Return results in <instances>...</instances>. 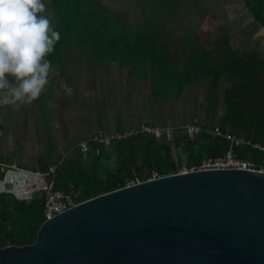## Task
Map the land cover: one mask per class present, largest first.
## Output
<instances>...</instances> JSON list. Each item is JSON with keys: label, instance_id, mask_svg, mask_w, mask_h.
<instances>
[{"label": "water", "instance_id": "obj_1", "mask_svg": "<svg viewBox=\"0 0 264 264\" xmlns=\"http://www.w3.org/2000/svg\"><path fill=\"white\" fill-rule=\"evenodd\" d=\"M0 264H264V170L187 169L93 195Z\"/></svg>", "mask_w": 264, "mask_h": 264}, {"label": "crops", "instance_id": "obj_2", "mask_svg": "<svg viewBox=\"0 0 264 264\" xmlns=\"http://www.w3.org/2000/svg\"><path fill=\"white\" fill-rule=\"evenodd\" d=\"M44 4L47 10V1ZM242 8L240 0L232 10L242 12ZM232 13L199 19L196 29L203 34H195L196 46L188 50L180 41L159 43L156 48V39L155 50L141 48L138 43L146 33L131 29L134 22L125 27L123 19L117 22L119 30L107 34L114 42L105 40V49H97L91 41L76 42L75 36H70L63 48L45 57L52 69L40 97L31 104L0 106V163L14 160L23 168L40 169L44 162L59 158L99 129L117 130L140 123L173 122L178 126L193 112L173 107L178 100L184 99L185 104L194 88H200L204 97L200 122L211 116L217 119L224 109L220 96L210 111L202 80L186 83L181 93L171 74L181 70L195 51L207 49L209 59L216 58L224 34L237 54L248 56L255 51L264 65V25L246 8L239 15ZM262 75L264 78V69Z\"/></svg>", "mask_w": 264, "mask_h": 264}, {"label": "trees", "instance_id": "obj_3", "mask_svg": "<svg viewBox=\"0 0 264 264\" xmlns=\"http://www.w3.org/2000/svg\"><path fill=\"white\" fill-rule=\"evenodd\" d=\"M241 1L249 14L264 25V0ZM47 6L53 12L52 27L60 33V40L50 54L63 48L70 36H75L76 42L91 41L97 49L106 48L105 40L114 42L107 35L114 29L100 20L106 12L96 0H47ZM146 35L142 33L140 38ZM155 39L148 36L138 44L155 50ZM220 44L216 58L209 59L207 49L195 51L181 70L171 74L176 77L179 91L190 81L202 80L210 111L220 96L224 109L217 119L211 116L212 119L198 123L201 129L192 137L174 127L171 142L162 134L137 133L109 145H99L98 152L89 146L83 153L75 145L59 156L62 159L52 175L54 188L69 193L78 202L128 183L196 167L202 157L220 155L228 147L225 138L207 133L204 130L207 127L217 126L222 132L264 145L263 59L255 51L248 56L237 54L229 47L225 34ZM234 150L238 156H249L254 167H264V149L237 145ZM110 155L113 160L108 166L104 159ZM42 204L40 192L27 200L0 193V246L32 242L44 219Z\"/></svg>", "mask_w": 264, "mask_h": 264}, {"label": "clouds", "instance_id": "obj_4", "mask_svg": "<svg viewBox=\"0 0 264 264\" xmlns=\"http://www.w3.org/2000/svg\"><path fill=\"white\" fill-rule=\"evenodd\" d=\"M45 12L43 0H0V106L31 104L49 82L60 33Z\"/></svg>", "mask_w": 264, "mask_h": 264}, {"label": "rangeland", "instance_id": "obj_5", "mask_svg": "<svg viewBox=\"0 0 264 264\" xmlns=\"http://www.w3.org/2000/svg\"><path fill=\"white\" fill-rule=\"evenodd\" d=\"M47 0H43V3ZM102 5L103 12L101 21L107 23V26H112L114 30H119L117 22L123 19L125 27L129 22H134L131 29H137L136 33L145 32L147 35L143 38L155 37L158 42L155 47L158 48L166 43L171 44L177 42L185 46V49H191L195 44V34L199 31L196 29L195 23L203 17H227L229 14L239 15L242 12L232 10L237 2L240 0H96ZM94 2V1H93ZM232 10V11H231ZM46 15L50 17L51 23L54 22L53 12L49 9L46 10ZM142 24V25H140ZM147 29V30H146ZM126 31V29H124ZM203 32H199L202 35ZM177 40V41H176ZM180 41V43H179ZM114 48H116L114 46ZM109 50H112L110 46ZM182 50V49H181ZM185 55V54H184ZM198 82V80H196ZM182 93V91H181ZM186 93V92H185ZM208 95H205V101H208ZM188 98L191 104L188 103ZM188 98H185L174 109L184 110L186 113L191 110L192 115L187 116L186 122L198 124L203 118V105L204 97L200 88L192 89V93ZM171 99V98H170ZM169 102L171 103L172 101ZM178 99V98H177ZM178 114V113H177ZM176 114V116H177ZM171 114L169 113V116ZM144 117H147L146 114ZM195 117V118H194ZM168 122H166L167 124ZM172 132L176 125L172 124ZM151 124V123H150ZM155 124V123H154ZM137 125V124H136ZM159 125V124H158ZM135 126V125H134ZM129 127V126H127ZM126 128V127H125ZM123 129V128H121ZM113 156L110 155L104 159L106 165L112 163Z\"/></svg>", "mask_w": 264, "mask_h": 264}, {"label": "built area", "instance_id": "obj_6", "mask_svg": "<svg viewBox=\"0 0 264 264\" xmlns=\"http://www.w3.org/2000/svg\"><path fill=\"white\" fill-rule=\"evenodd\" d=\"M178 127L188 137H192L201 129L199 124L188 122L182 123ZM204 130L209 134L225 138L228 141V147L220 155L202 157L196 167L189 169L233 167L264 170L263 166L254 167L255 163L249 156H238L234 150L237 145H248L262 150L264 145L251 142L249 139L235 136L228 132H222L217 126L207 127ZM137 133L162 134L169 142L172 141L173 134L170 125L140 123L117 130H96L86 140H81L76 145L83 153L87 151L89 146L94 148V152H98L99 145H109L112 142L126 139ZM171 150L173 152V148ZM61 159L62 157L47 163L44 169L23 168L17 165L14 160L0 163V193L9 194L16 200H27L32 197L33 193L40 192L43 197L42 210L44 219L50 218L55 213L75 203L69 193L64 194L53 186L52 175Z\"/></svg>", "mask_w": 264, "mask_h": 264}]
</instances>
